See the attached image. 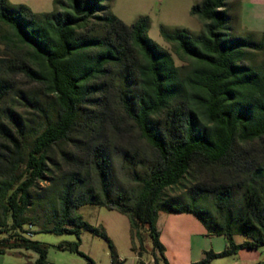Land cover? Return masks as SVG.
Here are the masks:
<instances>
[{
	"label": "trees",
	"instance_id": "obj_1",
	"mask_svg": "<svg viewBox=\"0 0 264 264\" xmlns=\"http://www.w3.org/2000/svg\"><path fill=\"white\" fill-rule=\"evenodd\" d=\"M108 1L53 0L35 12L0 0V254L31 249L33 264H47L37 228L75 234L57 246L96 264L79 249L88 230L120 263L105 231L76 213L86 204L125 214L137 236L144 227L157 264L159 211L191 213L206 235L225 236L224 249L192 264L263 246L264 164L253 144L264 152V36L233 31L230 0H197L199 31L160 26L178 65L148 36L147 16L127 24ZM16 74L45 97L19 91L30 117L3 104Z\"/></svg>",
	"mask_w": 264,
	"mask_h": 264
},
{
	"label": "rangeland",
	"instance_id": "obj_2",
	"mask_svg": "<svg viewBox=\"0 0 264 264\" xmlns=\"http://www.w3.org/2000/svg\"><path fill=\"white\" fill-rule=\"evenodd\" d=\"M11 3H24L35 12L50 11L53 9V0H9ZM197 0H109L110 10L125 23L130 24L140 16H147L149 19L148 36L160 46L168 49L176 64L182 61L178 58L170 43L164 40L160 33V26L168 29L185 27L196 33L201 29L199 20L189 13L191 5ZM234 2L230 0V2ZM239 7L243 8L244 23L248 29L241 30V27H233L235 33L244 35L247 31L255 33L257 38L264 36V0H238ZM232 7L229 13L233 16ZM234 17V16H233ZM242 25V24H241ZM243 26V25H242ZM240 32V33H238ZM246 30V31H245ZM244 31V32H242ZM242 32V33H241ZM0 53L2 50L0 49ZM14 88L10 92L4 105H12L17 113L24 117H30L32 107L21 97L19 91H23L28 96L42 97V89L36 82L29 80L23 74H16L11 77ZM43 100L45 97H42ZM126 136H130L137 144H142L137 130L126 123ZM259 143H254L255 156L258 161L264 164V152L260 149ZM56 161H59L58 154H52ZM48 165H52L48 162ZM118 176L120 171L116 170ZM167 213L159 211V213ZM76 213L91 225L102 228L110 238L114 251L123 260L118 264H136L139 260L147 261L148 264H157L152 261V241L144 227L139 229L138 236L131 232L128 217L116 210L108 209L105 206L86 204L79 207ZM158 213V214H159ZM160 213V214H161ZM158 219V218H157ZM1 237V234H0ZM140 237V239H139ZM34 240H39L48 244L47 262L49 264H88L87 260L74 251L62 249L57 245L61 241H75L77 236L72 233H53L38 231L31 236ZM245 239L242 235L234 236L235 242ZM205 242L208 249L222 250L227 246L224 235L206 236ZM79 249L90 256L96 264H111L110 248L107 241L88 230H81ZM203 257V255H202ZM37 258V253L31 249H7L0 254V264H33ZM208 264H264V254L262 247L242 248L229 255L219 256L212 259Z\"/></svg>",
	"mask_w": 264,
	"mask_h": 264
},
{
	"label": "crops",
	"instance_id": "obj_3",
	"mask_svg": "<svg viewBox=\"0 0 264 264\" xmlns=\"http://www.w3.org/2000/svg\"><path fill=\"white\" fill-rule=\"evenodd\" d=\"M233 1H231L234 16L233 27L236 28L237 26L241 27V30H249L250 28L243 24V8L239 7L238 0ZM160 213L156 224L160 242L164 246L166 263L160 261L158 264H192L202 258L205 250H210L205 242V237L208 236L206 235V228L196 216L187 212ZM219 251L221 250L214 252ZM153 260L154 258H152ZM144 262L147 263V261Z\"/></svg>",
	"mask_w": 264,
	"mask_h": 264
},
{
	"label": "built area",
	"instance_id": "obj_4",
	"mask_svg": "<svg viewBox=\"0 0 264 264\" xmlns=\"http://www.w3.org/2000/svg\"><path fill=\"white\" fill-rule=\"evenodd\" d=\"M28 235H32V234H30V233H28ZM262 247V252H263V254H264V245L263 246H261ZM121 260V259H120ZM47 264H49V263H47ZM142 264H147L146 262H142Z\"/></svg>",
	"mask_w": 264,
	"mask_h": 264
}]
</instances>
